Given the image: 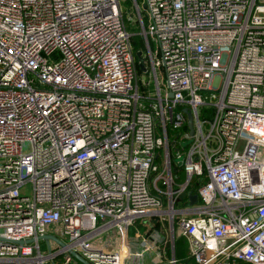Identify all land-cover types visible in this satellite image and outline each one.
<instances>
[{
    "label": "built area",
    "instance_id": "built-area-1",
    "mask_svg": "<svg viewBox=\"0 0 264 264\" xmlns=\"http://www.w3.org/2000/svg\"><path fill=\"white\" fill-rule=\"evenodd\" d=\"M123 3L0 0V264H264V0Z\"/></svg>",
    "mask_w": 264,
    "mask_h": 264
},
{
    "label": "rangeland",
    "instance_id": "rangeland-1",
    "mask_svg": "<svg viewBox=\"0 0 264 264\" xmlns=\"http://www.w3.org/2000/svg\"><path fill=\"white\" fill-rule=\"evenodd\" d=\"M127 4V3H126ZM125 3H123V9L126 13V24L129 26V29H136L134 31L140 33L139 31V27L136 25V23H134V21H132L131 19H127V16L132 13V11L135 12L133 7H127ZM139 8H141V3H139ZM134 17V16H133ZM144 46V42L143 44L140 45L141 48H143ZM144 48L142 49V52H144ZM138 77L140 78L141 81H146L148 78H146V72L143 71H138ZM22 191H25L27 193L31 192V185L30 183H26L21 187ZM48 205L47 202H41L38 203V206L45 208ZM158 220H154L152 221V229L150 230V234L154 235L156 237V242L159 245V249L163 248L164 249V254L168 255L170 253V234H169V230L166 224V219L163 217H156ZM46 229L47 230H51L53 231L55 234L65 238L66 235L64 234L63 231V223L60 220H55V221H49L46 223ZM154 228L158 229V231L153 230ZM108 233H103L99 236H96L94 239L96 241V245L97 246H102V247H107V248H114V246H112L111 243L107 242V238H108ZM40 246L42 250H46L47 249V243L45 240L40 239ZM50 244L52 247L56 246V243L54 241H50ZM154 252H145L143 256L140 257L139 259V263L138 264H157L156 263V259L153 257ZM163 256V254H162ZM164 257V256H163ZM164 260V259H163ZM187 259L185 258L184 261H186ZM164 264V263H163Z\"/></svg>",
    "mask_w": 264,
    "mask_h": 264
},
{
    "label": "trees",
    "instance_id": "trees-1",
    "mask_svg": "<svg viewBox=\"0 0 264 264\" xmlns=\"http://www.w3.org/2000/svg\"><path fill=\"white\" fill-rule=\"evenodd\" d=\"M126 3H128V0H126ZM136 29H131L132 35H131V40H132V45H133V51L134 54H136L137 51L142 50L144 48H141L140 45L143 44V36L142 34L134 31ZM138 70L142 71L140 66H138ZM179 179H182L184 177V174L182 171H180L178 175ZM206 180V176H197L195 177L191 184H189L183 191L182 196L188 194L189 191H195L197 185L202 183L203 181ZM143 228V227H142ZM174 253L178 258H183V259H188V251H187V240L183 235H177L174 237ZM191 260V259H189Z\"/></svg>",
    "mask_w": 264,
    "mask_h": 264
},
{
    "label": "water",
    "instance_id": "water-1",
    "mask_svg": "<svg viewBox=\"0 0 264 264\" xmlns=\"http://www.w3.org/2000/svg\"><path fill=\"white\" fill-rule=\"evenodd\" d=\"M136 55H137V57L139 59L138 64H139L140 68L142 70H144L145 69V65H144L143 57L141 56V51L140 50L137 51ZM170 95H171V93H170ZM186 113H187V116H188L187 123H188V127H189V133L192 134L193 131H194V128H193V125H192V114H191V112L188 109H186ZM190 198H191V201H195L196 200V195L193 194V195H191ZM39 237L44 238L46 241L50 238V239L54 240L55 242H57L59 244L62 243V241L58 237H56L55 235L50 234V233H46L44 235H39ZM0 240L2 242H7V243H9V242L10 243H15V242L22 243V242H24L23 240L7 239V238H4V237H0ZM32 240H33V238H27V239H25V242H29V241H32ZM71 252L83 264H91L85 258H83L79 253H77L76 251H71Z\"/></svg>",
    "mask_w": 264,
    "mask_h": 264
},
{
    "label": "crops",
    "instance_id": "crops-1",
    "mask_svg": "<svg viewBox=\"0 0 264 264\" xmlns=\"http://www.w3.org/2000/svg\"><path fill=\"white\" fill-rule=\"evenodd\" d=\"M187 251H188V242H187Z\"/></svg>",
    "mask_w": 264,
    "mask_h": 264
}]
</instances>
